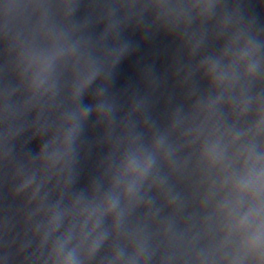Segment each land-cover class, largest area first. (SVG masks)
I'll return each instance as SVG.
<instances>
[{
	"label": "water",
	"instance_id": "1",
	"mask_svg": "<svg viewBox=\"0 0 264 264\" xmlns=\"http://www.w3.org/2000/svg\"><path fill=\"white\" fill-rule=\"evenodd\" d=\"M0 264H264V0H0Z\"/></svg>",
	"mask_w": 264,
	"mask_h": 264
}]
</instances>
